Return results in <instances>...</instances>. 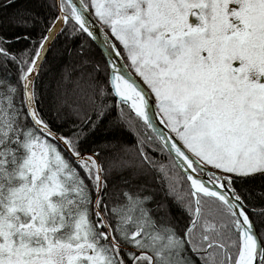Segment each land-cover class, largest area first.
Returning <instances> with one entry per match:
<instances>
[{
	"label": "snow or ice",
	"instance_id": "1",
	"mask_svg": "<svg viewBox=\"0 0 264 264\" xmlns=\"http://www.w3.org/2000/svg\"><path fill=\"white\" fill-rule=\"evenodd\" d=\"M0 264H264V0H0Z\"/></svg>",
	"mask_w": 264,
	"mask_h": 264
}]
</instances>
